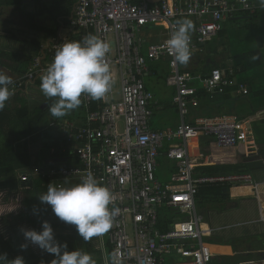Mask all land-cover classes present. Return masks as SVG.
I'll use <instances>...</instances> for the list:
<instances>
[{
  "label": "built area",
  "instance_id": "1",
  "mask_svg": "<svg viewBox=\"0 0 264 264\" xmlns=\"http://www.w3.org/2000/svg\"><path fill=\"white\" fill-rule=\"evenodd\" d=\"M257 10L253 0H162L154 5L147 0H78L66 34L60 31L43 45L44 58L36 56L27 74L9 86L12 95L22 89L28 92L51 65L59 46L71 36L83 41L93 34L110 45L106 56L114 81L110 91L97 100L82 95L78 107L82 118L51 124L61 138L51 155L68 158V162L46 168L32 164L17 173L22 184L39 178L67 188L81 183L91 172L110 190L109 207L120 211L110 230L96 237L99 264H110L113 254L123 264H210L213 253L205 238L213 231L202 227V218L196 213L200 189L251 185L258 192L259 185L250 174L197 176L192 172L191 165L196 162L190 154L193 140L212 137L218 148L226 150L252 143V133L247 122L235 115L186 122L189 102L198 105L197 91L191 85L192 77L182 72L166 45L176 21L192 18L197 25L190 50L202 53L206 42L223 30L227 20L244 13L255 15ZM148 27L162 28L165 38L150 42L143 35ZM162 61L168 62L167 84L176 90L173 102L181 123L176 129L154 131L150 120L159 103L147 90L145 77L149 62ZM203 83L211 97L236 84L248 94L242 83L221 69L212 70ZM166 142L170 144L166 156L175 161L177 172L163 183L155 173ZM5 195L0 193L1 203ZM171 212L175 214L169 216ZM235 264H264V257Z\"/></svg>",
  "mask_w": 264,
  "mask_h": 264
},
{
  "label": "crops",
  "instance_id": "2",
  "mask_svg": "<svg viewBox=\"0 0 264 264\" xmlns=\"http://www.w3.org/2000/svg\"><path fill=\"white\" fill-rule=\"evenodd\" d=\"M253 2L258 6L255 15L244 13L227 20L223 30L216 37L206 42L202 53H191L187 64L180 65L182 72L192 77L191 85L197 91L196 101L198 105L194 106L191 101L189 102V116H187L186 122L194 123L196 119L201 117L235 115L240 120L247 122L252 133V143L231 149L218 148L215 139L212 137H201L193 140L190 147V154L196 160L191 165V170L195 175H202L198 171L200 167H213L219 168L223 172L225 170L221 175L250 174L255 183L259 185L258 192L255 190V186L251 185L228 186L230 188L226 195L229 198L226 200L214 206H208L207 210L203 212L198 211L196 207L197 215L202 218V224L206 225L204 228L209 227L213 231L210 236L205 238V243L211 247L213 253V260L210 264H235L264 257V9L259 7L257 0H253ZM186 19L191 21L190 35H193L197 22L192 18ZM63 30V26L60 27L57 35L60 31L65 35L66 32ZM143 35L152 43L165 38V32L159 27H148ZM216 39L218 40V47L222 48H214L215 45L213 44ZM218 50H221L223 54H219ZM206 53H214L215 55L206 58ZM253 56L258 58L253 59ZM214 69H221L236 83H242L248 90V94H243L236 84L227 86L223 93L211 97L204 87L203 80L209 77ZM149 70L145 77V85L159 103L158 107L153 110L150 128L154 131L168 128L176 129L181 123V117L177 105L173 102L176 90L167 84L168 62H149ZM164 74L166 75L164 90L161 91L160 97L150 89L147 80L156 87V82L150 77ZM29 92L42 94L41 87L37 85V82L29 87V91L25 93L28 95ZM205 94L209 97L207 98ZM171 108L175 109V115L168 120L164 113ZM75 110L82 112L80 108ZM157 114H160V119L155 123ZM81 116L74 119L82 118L83 116ZM169 145L166 142L160 150L157 169L162 164L167 170L165 175L171 174V180L177 171L175 161L166 156ZM18 172L20 171H15L11 177L17 180ZM155 175L159 179L156 173ZM37 180L40 179H35V181ZM3 182L4 179L0 177L1 192L9 191L10 194L5 195L2 203L15 191L10 188H3L1 186ZM244 191L246 194H243ZM3 213L10 215L14 212L7 214L8 211H6ZM174 214V212L168 213L169 216ZM15 222L17 221H11L8 216L2 218L5 227L11 231H19ZM8 235L5 234V236L0 237V254L6 253L7 259L13 260L17 256H21L18 250L20 245L11 240L12 238H9ZM94 238L96 241V237ZM27 249L34 253V249L32 248V250L29 244ZM23 254L21 257L24 256ZM93 258L100 260L96 249Z\"/></svg>",
  "mask_w": 264,
  "mask_h": 264
},
{
  "label": "clouds",
  "instance_id": "3",
  "mask_svg": "<svg viewBox=\"0 0 264 264\" xmlns=\"http://www.w3.org/2000/svg\"><path fill=\"white\" fill-rule=\"evenodd\" d=\"M264 9V0H257ZM191 21L177 20L173 25L171 37L166 41L168 51L177 64L184 65L190 59ZM110 45L96 35L88 34L83 41L62 43L55 53L51 65L41 76V91L53 102L49 108L52 116L60 118L81 105L82 95L93 100L104 97L113 86L111 68L106 60ZM253 56V59H257ZM10 76L0 71V110L12 92ZM42 204L49 205L52 213L60 221L75 226V230L84 241L107 233L112 227L119 208H110L112 193L100 185L89 172L81 183L72 187H55L49 184L47 193L40 196ZM37 215L38 210L33 209ZM25 240L36 245L47 254L56 258L51 264H96L92 255L80 249L67 251V244H61L55 238L51 224L43 221L41 230L21 229ZM21 250L28 247L22 244ZM0 264H25L23 257L7 259V254H0ZM110 264H123L116 254Z\"/></svg>",
  "mask_w": 264,
  "mask_h": 264
},
{
  "label": "trees",
  "instance_id": "4",
  "mask_svg": "<svg viewBox=\"0 0 264 264\" xmlns=\"http://www.w3.org/2000/svg\"><path fill=\"white\" fill-rule=\"evenodd\" d=\"M29 1L32 3L35 2L38 5L42 2V0ZM77 1L78 0H53L50 5L42 8L40 12L33 13L29 11V13L25 14L21 12L25 0H0V17L3 14L4 8L16 7L21 13L23 18L22 24L24 27L44 34L41 36L39 35L42 42L35 41V52L33 54L29 53L25 58L20 55L2 53V56L5 57V59L8 58L10 60L9 63L5 62L3 65L18 76L16 80L27 74L34 58L41 54V47L45 45L49 39L51 40L56 37L54 32H58V29L62 26L65 28L69 26L68 22ZM44 12L45 14H48L50 19L56 24V27L53 28V32L46 30L47 27L39 26L35 22L38 14ZM70 41H79V38L71 36L69 42ZM36 82L37 85H41V80H37ZM205 96L207 98L209 97V95L207 96L206 94ZM15 97L19 100L18 104L14 108H11L9 106V101ZM13 98L10 96V98L5 102L4 109L0 110V139L2 140L0 142V177L4 179V182L1 185L3 188H10L12 191L15 190L14 192H16L19 191L21 183L18 178L16 180L11 177V175H13L15 171L29 169L32 164H38L43 168H46L45 160L51 155L52 148L58 146V142L61 138L59 132L51 127V125H43L45 117L52 116L49 111L53 102L51 99L48 98L46 107H38L34 110L32 108V102L28 99V95L25 93L24 89H22V91L17 95H14ZM81 115L82 112L79 111L76 117ZM52 117L54 118L53 122L74 119L73 117ZM43 156L45 159L41 161L39 157ZM59 165L61 164L50 165V167ZM198 171L202 173V175H221L225 172V170L223 172V170L213 167H200ZM49 184H51L49 181L42 179L37 181L32 180L31 182L25 184L30 188L25 191L26 193L42 196L47 193ZM229 188L228 186L223 185L206 186L201 188L196 199L197 210L203 212L204 210H207L208 206H214L226 200V198H229V196L227 197L226 195ZM243 194H246V192L244 191ZM34 208L38 210V214L34 215L32 213L30 216H27L28 222L32 224L34 228L41 229L42 222L48 221L53 228L67 230L72 233L74 242L66 243L68 246L67 251L71 252L77 250L82 242L81 247L84 251L93 254L94 250H92L91 241L94 237L89 241H84L83 238L76 232L75 226L68 225L54 216L49 205H36L33 209ZM13 226L15 227L14 224ZM14 232L15 237L20 236V231L14 230ZM77 243L79 245H77ZM23 255L25 264H47L37 258V256H35L29 249H26ZM93 259L96 264H99L100 260L96 258Z\"/></svg>",
  "mask_w": 264,
  "mask_h": 264
},
{
  "label": "rangeland",
  "instance_id": "5",
  "mask_svg": "<svg viewBox=\"0 0 264 264\" xmlns=\"http://www.w3.org/2000/svg\"><path fill=\"white\" fill-rule=\"evenodd\" d=\"M52 1L53 0H42V2L38 5L35 2L32 3L29 0H25L23 8L21 9V12L25 14L29 13V11L33 13H38L41 11L42 8L50 5ZM22 19L23 18L21 16L20 11H18L16 8H6L3 12V16L0 17V71H3L6 75L10 76L12 81L14 79L16 80V75L13 72L9 71V69L3 65V63L5 62L9 63L10 60L8 58L5 59V57L2 56V53H8L9 55H12V54L20 55L25 58L29 53L33 54L35 52V45H34L35 41L42 42L40 36L44 35V34H41V32L39 31L30 30L29 28L24 27V25L22 24L23 23ZM35 22L39 26L47 27L46 30H50L52 32H53V28L56 27V24L50 19L48 14H45V12L38 14ZM63 31L66 32V28H64ZM54 34L57 35V32H54ZM213 45H215L214 48H219V49L222 48V47H218L217 39L214 41ZM211 50L212 49H210V52H212ZM214 50L216 52V49ZM218 53L223 54L221 50H218ZM214 55H215L214 53L212 54L206 53L205 57L209 58ZM165 77H166L165 74L162 76L150 77L156 82V87L149 80H147V83L150 89H152L160 97H161V91L164 90L163 85H164ZM29 93L30 95H28V99L32 102V108L34 110L38 107L40 108L46 107L48 98L45 97L43 93L42 94H39V93L34 94V92L32 93L29 92ZM18 101L19 100L16 97L11 99L9 101V106L11 108H14L18 104ZM78 113H79V110H76V111L72 110L71 112H69L67 115L63 117L75 118ZM159 115L160 114L156 115L155 121H154L155 123L159 121L160 119ZM164 115L166 116L168 120L171 119L175 115V109L171 108V110H168L167 112H165ZM53 121H54V118L52 116H46L44 119L43 125L44 126L51 125ZM1 141L2 140L0 139V142ZM39 159L43 161L45 158L43 156V157H39ZM166 172H167L166 168L161 164L156 172L161 182H167L170 180L171 174L169 173L166 176L165 175ZM0 193H6V195L7 193L10 194L9 191L1 192V190H0ZM39 197H40L39 195H34L32 193L30 194V193H26V191L19 190L18 193L12 192L11 195H9L6 199L3 200V204L1 203V200H0V237L5 236V234L7 235L9 234L8 235L9 238H12L11 240L16 241V243H19L20 246L22 244L28 243L31 249L32 248L34 249V250L32 249L34 251L33 254L37 256V258L41 259L44 263L51 264V261L55 259L56 257L54 255L47 254L46 252L42 251L41 249H39L38 246L27 242L21 231L22 228L29 229V230H36L38 232L41 230L40 228H34L33 225L28 222V219H27V216L28 215L30 216L33 213V207H35L36 205H46L40 202ZM6 211H8L7 214L14 212L17 215H15L14 213L10 215H6L3 213ZM5 216H8V218L11 221L12 220L17 221L15 223L17 224L16 226L18 230L21 232L20 236L15 237L14 236L15 232L5 227V225L2 223V218H4ZM53 231L55 234V238L61 244L67 243V242H70V243L74 242V238L71 232L67 230H62V229L60 230V229H55V228H53ZM77 245L79 244L77 243ZM81 246H82V242L80 243L78 249L84 251V249ZM91 246H92V250H94L92 254V257H93L95 255V248H96L95 238L91 241ZM18 250L20 252L19 255L22 256L23 252L26 249L21 250V247H20Z\"/></svg>",
  "mask_w": 264,
  "mask_h": 264
},
{
  "label": "water",
  "instance_id": "6",
  "mask_svg": "<svg viewBox=\"0 0 264 264\" xmlns=\"http://www.w3.org/2000/svg\"><path fill=\"white\" fill-rule=\"evenodd\" d=\"M150 4L154 5L157 4L159 2H161L162 0H147ZM73 13L70 17V19H72ZM261 41V40H259ZM44 51H42L43 53ZM14 95H11V98H13ZM68 162V158H59V157H52V155H50L46 160H45V164L47 166L50 165H58V164H62V163H67Z\"/></svg>",
  "mask_w": 264,
  "mask_h": 264
},
{
  "label": "bare ground",
  "instance_id": "7",
  "mask_svg": "<svg viewBox=\"0 0 264 264\" xmlns=\"http://www.w3.org/2000/svg\"><path fill=\"white\" fill-rule=\"evenodd\" d=\"M70 20H71V19H69V24H70ZM66 32H67V31H66ZM41 54H42V59H43V58H44V55H43L44 52H43V53L41 52ZM37 56H38V55H37ZM17 94H18V93L14 94V95H17ZM25 186H26L25 184H22V183H21V187H20L19 190H21V188H22V187H25ZM244 186H249V185H244ZM29 189H30V188H29ZM29 189H23V191H25V190H29ZM16 192L18 193L19 191H16ZM204 226H206V225H203V228H204Z\"/></svg>",
  "mask_w": 264,
  "mask_h": 264
},
{
  "label": "flooded vegetation",
  "instance_id": "8",
  "mask_svg": "<svg viewBox=\"0 0 264 264\" xmlns=\"http://www.w3.org/2000/svg\"><path fill=\"white\" fill-rule=\"evenodd\" d=\"M64 27V26H63ZM29 91V90H28ZM28 95H30V93L28 94ZM47 106V105H46Z\"/></svg>",
  "mask_w": 264,
  "mask_h": 264
}]
</instances>
